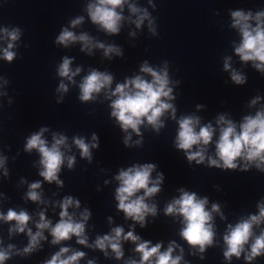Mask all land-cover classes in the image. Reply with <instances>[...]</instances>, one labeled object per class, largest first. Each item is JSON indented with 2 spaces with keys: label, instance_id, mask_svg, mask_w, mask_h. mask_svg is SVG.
Instances as JSON below:
<instances>
[{
  "label": "clouds",
  "instance_id": "1",
  "mask_svg": "<svg viewBox=\"0 0 264 264\" xmlns=\"http://www.w3.org/2000/svg\"><path fill=\"white\" fill-rule=\"evenodd\" d=\"M149 6L155 11L156 4L148 0ZM125 5L131 14L124 16ZM84 12L93 25L108 35H117L121 31L122 22L125 19L141 29L147 21L148 32L152 36H158L156 17H153L148 8L137 6L130 0H87L84 4ZM135 19H132V17ZM231 25L239 33L238 44L233 45L234 53L244 64L252 63V66L264 74V10H234L230 11ZM85 22L84 15H78L70 20V27L75 29ZM23 31L18 26H0V40L7 42V46L0 49V59L11 64L17 56L13 50L16 42L20 40ZM130 35L135 36L132 32ZM54 43L68 48L70 45L79 43L80 50L92 55L93 49H100L104 58L109 60L113 56L123 57V49L114 43H105L87 32L76 34L69 27H63L56 37ZM73 59L67 56L57 66L56 74L62 78L56 91L67 93L68 84H75V77L82 72V67L72 68ZM223 68L230 72L231 81L236 85H244L247 77L231 65V57H225ZM141 74L133 77H126L122 83H116L113 89L114 76L108 71H100L90 68L87 75L83 76L79 87V100L81 102H95L99 94L103 93L104 98L110 101V116L115 118L120 129L126 134L124 145L126 147L142 146L141 126L145 123L159 134L165 127L164 118L166 114L178 124V130L174 139V146L177 150L184 152L189 165L194 161L196 165H205L209 168L221 170H238L247 172L255 167L259 172L264 173V106H261L254 115L249 114L242 118L240 123L234 122L227 117V114L219 115L215 120V127L212 123L201 125V118L194 114L180 115L177 117V108L171 102L176 99L173 95V87L178 84L170 79L168 62L164 61L163 67L154 68L147 61H144L139 69ZM150 77V79L146 78ZM9 80L0 76V84L7 85ZM7 92H0V96H7ZM257 96L250 101L249 107H254L260 101ZM62 100V96H61ZM58 100L57 103H60ZM11 103V100L9 101ZM202 105H197L201 108ZM131 133L140 136L133 144ZM49 129L42 127L38 132L26 138L24 150L31 153L35 150L39 154L38 164L40 166L39 176L44 182L55 183L63 187L64 182L59 178L62 166L67 162V167L72 170L75 163V155H66L74 145L79 150L80 156L89 163L92 161L91 149L99 147V138L93 133L91 142H86L80 136L72 137V145L68 143V137L60 133H52L51 143L44 138V133ZM214 143V155L208 154L209 145ZM7 157L0 155V168H4V175H8L5 167ZM157 166L153 163L135 164L127 169H120L114 177L118 181L115 189V200L118 202V211L124 214L125 220L133 222L130 230L125 233L122 226L112 227L105 235H97L93 243H89L86 234V225L92 213L84 208L77 218L76 209H80V201L72 196H64L56 202L55 206L60 209L59 220L53 222L46 217L45 211L38 213V222L35 223L36 231L28 227L32 216L25 209L19 211L9 208L6 213L0 212V221L10 225L9 235L26 233L28 237L27 246L17 249L15 245L4 246L0 238V264L16 256H28L41 247V241L47 239L45 231L52 237L51 244L59 245L63 241H69L73 237L76 243L87 248L101 251L106 258L111 255L116 260L124 257L123 242L128 241L135 245L133 251L139 259L129 257L124 264H188L184 260V249L170 241L165 250H162V242L152 244L149 240H142L135 234V225L141 228L148 226L147 217L155 218L158 215V205L149 202L162 191V184L165 180L162 172H157L155 179L152 173ZM22 184H28L25 199L36 204H47L49 201L43 198L42 182L37 180L28 183L21 180ZM108 183V181H105ZM179 196L173 197L165 203L163 213L165 216L181 218L182 228L179 236L187 242L192 255H198L200 260L205 259L204 253L210 247L219 246L216 241L215 216L222 221L227 217L221 211L219 203H212L208 208L209 200L200 197L194 191L184 188L178 189ZM55 195V193H53ZM256 214L241 216L235 224L228 223L222 236L223 259L231 264L233 257L239 260L242 256L246 264H252L257 257L264 256V199L257 205ZM69 209L74 211L70 212ZM109 224L112 217H108ZM257 229L259 232L257 233ZM179 253L174 255L176 250ZM86 256L84 251L74 250L62 246L50 259L43 261V264H79V261ZM87 264H96L95 260H88Z\"/></svg>",
  "mask_w": 264,
  "mask_h": 264
}]
</instances>
